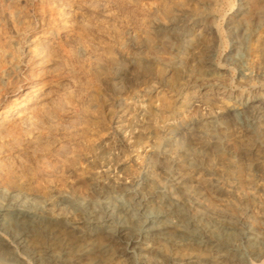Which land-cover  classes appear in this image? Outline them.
Returning <instances> with one entry per match:
<instances>
[{
    "label": "bare ground",
    "instance_id": "bare-ground-1",
    "mask_svg": "<svg viewBox=\"0 0 264 264\" xmlns=\"http://www.w3.org/2000/svg\"><path fill=\"white\" fill-rule=\"evenodd\" d=\"M96 1L0 0V264H264V189L231 159L264 175V95L202 117L179 99L207 83L200 102L211 101L219 83L204 79L224 76L213 57L225 37L243 40L239 80L264 75V0H150L90 59ZM151 71L175 83L184 115L161 114ZM123 84L129 96L99 126L98 86ZM212 152L229 154L223 169Z\"/></svg>",
    "mask_w": 264,
    "mask_h": 264
},
{
    "label": "rangeland",
    "instance_id": "rangeland-1",
    "mask_svg": "<svg viewBox=\"0 0 264 264\" xmlns=\"http://www.w3.org/2000/svg\"><path fill=\"white\" fill-rule=\"evenodd\" d=\"M150 0H116L114 3H102L98 0V2H93L92 5L89 6V11H86L85 15L87 17V21L90 24L89 26V40H88V54L87 58H101L104 55L105 46L110 44V39L114 36L120 34L125 28L127 23H134L138 19H141L145 13L146 3ZM236 1V0H232ZM102 4V6H99ZM264 47V45H263ZM126 50L129 52L132 51L130 47H126ZM244 45L243 40L239 36H229L225 37V41L223 46L217 51L213 60L215 62H223L224 76L220 79H212L210 77H205V81L208 83H216L217 85L212 86V90L207 93V96L211 98V101L208 103L200 102V97L204 91L209 90L207 87V83H205V87L201 90L200 93L195 92L193 97L187 95L184 97V93L179 96L180 100H183L185 103L191 102V107L188 108V114L194 117H202L207 114H214L215 112H220L226 109L231 103L240 98H246L251 96L252 94L256 95H264V75L260 77H253L251 81H246L245 78L239 80L237 78L239 64L236 63L235 56H243L244 54ZM223 54L224 57L228 56V58L222 59ZM163 56L171 59V65L175 66L178 58V54L175 52H166L162 54ZM222 59V60H221ZM180 63V62H179ZM181 64L184 65L181 61ZM244 66H247L246 59L243 60L242 63ZM168 69V67H164ZM153 75L147 76V80L158 81L161 82L156 84L154 87L158 86L156 91L159 92V97L157 98V106L161 110V114L163 116L170 115L172 109L177 107L178 114H185V110L187 108H178V104L173 102V94L175 83L169 79V76L166 72L161 75L156 74L154 71H151ZM203 80V81H204ZM204 81V82H205ZM211 81V82H210ZM230 81H232L230 85ZM85 79L81 75H75L70 77V82H68V90L73 93H78L84 89L86 86V82L84 85ZM154 83V82H152ZM225 84L224 87L220 85ZM98 91L96 94V106L94 108V117L98 122L99 126H106L108 124L107 117V108H111L117 102H121L122 99L127 98L129 96V88L127 85L123 84V89L121 91V95L116 94L110 87L108 86H98ZM160 90V91H159ZM189 93L194 91V88L189 87L185 90ZM240 96V97H239ZM231 101V102H230ZM194 104V105H193ZM181 136H184L181 134ZM115 138L108 139V145L106 147H102L103 157L107 158L108 152L107 150L113 149L115 146ZM137 140V138H131L130 141L133 142ZM185 145H189L192 147V144H189V141L184 142ZM133 153H125L124 159H127L132 156ZM228 156L229 154L226 152L221 153H211L210 159L212 163L223 169L225 164L222 161V158ZM235 162L242 170L243 175H249L252 178V182L260 189H264V175L255 171L250 167V162L241 157H235ZM93 172V170H90ZM155 179L159 183H164L160 177L155 175ZM185 251L180 250L179 253H184ZM121 259L119 257H111L106 259L104 263L101 264H123L121 263Z\"/></svg>",
    "mask_w": 264,
    "mask_h": 264
}]
</instances>
